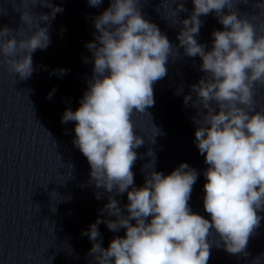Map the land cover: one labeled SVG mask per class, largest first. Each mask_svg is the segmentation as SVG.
<instances>
[{"label":"clouds","instance_id":"1","mask_svg":"<svg viewBox=\"0 0 264 264\" xmlns=\"http://www.w3.org/2000/svg\"><path fill=\"white\" fill-rule=\"evenodd\" d=\"M102 2L88 0L94 7ZM167 2L162 0V7ZM172 2L177 4V0ZM192 2L190 17L179 21L183 27L177 36L178 46L143 17L141 0H111L94 20L99 34L96 42L86 44L94 58L93 76L79 108L66 109L62 123L76 122L73 144L87 158L90 182L108 193L127 192L129 201L128 214L124 215L119 201L109 196L101 213L115 220L98 217L82 232L93 242L88 255L96 264H208L213 246L208 237L213 230L219 237L217 247L222 241L228 253L247 255L249 238L260 227L258 212L264 211V112L255 109V96L256 88L264 87V27L258 34L252 21L264 16V3L257 0L254 8L260 9V14L249 18L247 14L240 16L235 8L248 0ZM37 3L51 8V13H32L30 5ZM19 5L25 9L17 10L21 24L31 32L25 37L22 27L15 31L0 28V63L26 80L35 71L32 54L50 44L48 27H41V22L50 25L63 9L51 0H19ZM186 11L183 2L174 9L176 15ZM212 12L224 30L213 31L212 48L205 51L206 45L196 39L203 25L199 17ZM260 22L264 25V20ZM178 47L188 57L199 56L200 71L205 73L198 84L190 86L195 100L186 95L184 103L191 102L197 109L192 120L197 125L199 153L208 165L203 207L211 220L192 212L189 206L198 174L187 163L169 175L152 170L144 186L129 191L138 158L134 150L145 143L136 135L133 116L150 115L147 109L154 106L153 85L167 76L169 57L179 55ZM66 72L56 69L51 74L63 76ZM151 126L155 143L160 131ZM147 155L153 157V168L154 153L149 150ZM101 197V193L96 194L97 199ZM36 206L39 211L40 206ZM133 220L135 224L130 222ZM100 223L113 232L126 229V235L113 238L105 249L97 242Z\"/></svg>","mask_w":264,"mask_h":264}]
</instances>
